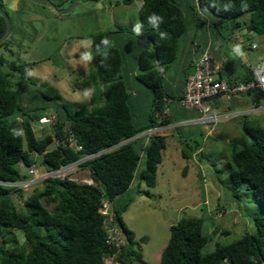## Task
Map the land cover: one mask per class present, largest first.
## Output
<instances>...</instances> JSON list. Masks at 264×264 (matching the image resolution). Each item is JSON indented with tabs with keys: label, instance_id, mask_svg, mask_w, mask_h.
Masks as SVG:
<instances>
[{
	"label": "trees",
	"instance_id": "16d2710c",
	"mask_svg": "<svg viewBox=\"0 0 264 264\" xmlns=\"http://www.w3.org/2000/svg\"><path fill=\"white\" fill-rule=\"evenodd\" d=\"M184 8L187 15L179 0H142L137 39L151 50L142 47L137 52L135 45L128 46L137 52V71L133 70L136 74L128 68L130 49L123 51L113 44L117 31L93 38L91 49L98 52L99 65L98 73H91L83 82V89L90 92L89 105L64 102L50 84H41L39 93L29 92L27 87L37 86L28 76L36 63L16 64L0 54V180L27 179L32 166L49 173L83 159L80 169L88 171L94 180L87 184L69 178L45 179L28 196L23 190L0 186V264H104L106 259H112L114 264H149L141 254L135 233L123 219L134 200L118 199L129 191L136 177L146 188L156 186L168 141L162 134L148 135L149 131L165 125L185 138L177 125L179 120L170 119L169 103L189 109L180 104L183 93L170 92L173 86L165 75L179 60L190 20L193 24L198 22L199 28L210 24L225 41L240 25L264 36V0H197ZM203 12L218 22L204 18ZM153 14L162 18L156 27L148 22ZM244 17L247 20L242 23ZM222 29L231 32L223 35ZM5 30L6 22L0 16V37ZM161 33L165 34L163 38ZM104 38L109 40L108 45L101 43ZM246 79H250V74ZM98 80L104 82L105 88ZM132 82L150 94V113L140 112L142 102ZM186 85L187 81L185 89ZM251 94L264 97L259 92ZM39 95L43 100L36 105ZM219 97L208 99L209 104L212 106ZM51 109L55 116L49 125L50 133L38 138L35 122ZM189 112L194 115L180 121L189 119L192 125H210L191 123L201 114L196 110ZM242 123L243 133L228 143V188L237 199L252 192L264 212V129ZM20 131L22 135H17ZM52 143L57 148L49 152ZM185 146L191 152L190 155L183 150L187 159L195 153L201 162L210 159L199 145L193 149L187 143ZM106 195L109 201L105 200ZM19 198L23 200L21 204L16 202ZM45 200L54 206L53 210L48 209ZM106 204L111 207L109 215L103 213ZM254 220L255 233L204 254L210 241L204 234L205 220L183 217L171 227L160 264H264V219ZM17 234H21V242ZM140 242L145 243L146 239Z\"/></svg>",
	"mask_w": 264,
	"mask_h": 264
},
{
	"label": "rangeland",
	"instance_id": "374dc122",
	"mask_svg": "<svg viewBox=\"0 0 264 264\" xmlns=\"http://www.w3.org/2000/svg\"><path fill=\"white\" fill-rule=\"evenodd\" d=\"M48 1L55 6V10L37 5L30 0H0V7L7 13L11 24V35L0 46V54L16 64L36 63L28 76L37 86L27 87L29 92L39 93L38 91H42L41 84H50L60 92L64 102L89 105L90 92L83 89V82L91 73H98L99 65L98 52L91 49L93 38L97 34L117 31L113 44L120 50L125 51V42L129 47L139 44L133 28L140 20L139 9L142 0H81L68 14L58 12L69 9L73 0ZM192 1L197 0H179L185 15L187 12L184 5ZM207 15L218 22L214 16ZM246 20L244 17L240 21L243 23ZM196 26L198 22L189 26V32L183 38L182 44L194 41ZM202 32L200 29L198 34L201 35ZM228 32L230 31L222 29L223 35ZM230 38L231 35L228 39ZM121 39L124 45L121 44ZM251 41L259 46L258 50L243 49L244 44L238 39L234 40L231 47L233 50L236 45L240 46L242 55H238L243 57L242 61L247 66L259 60V54L264 51V43L260 36L256 35ZM87 42L90 43L85 47ZM86 52L91 53V61L82 59V54ZM130 54L132 57L128 58V67L133 63L137 64V52H134V55L132 50ZM99 82L102 88H105L104 82ZM86 92L88 95H85ZM136 93L142 102L140 112L150 113V94L148 93L149 96L146 97L145 93L137 91ZM39 96L41 99H36V105L43 100L41 95ZM253 97L264 107V97L259 94ZM250 108L254 107L251 105ZM44 115L42 119H47L49 123L44 124L47 121L42 122L41 119L39 125H35V135L38 138L50 133L49 125L54 122L55 111L48 110ZM243 120L249 128L258 126L264 129L263 113L260 116L250 114L229 119L216 127H212L211 124L200 126L189 124L187 121L179 122L177 125L185 138H180L171 127H162L158 131L167 136L168 147L158 168L156 186L146 188L136 177L129 191L118 199V202L125 199L134 200L124 213L123 219L128 228L135 233V238L140 243L141 254L149 264L161 263V254L168 244L171 227L183 217L205 220L204 234L210 241L203 249L204 254L214 252L218 245L232 244L257 231L254 217L264 219L263 209L255 201L252 192H247L241 199H237L228 188L229 141L220 138L221 134L228 132V128L235 126L234 123ZM184 141L191 149L194 145H199L210 159L201 162L196 155L188 159L184 157L183 150L191 153ZM143 160L144 156L140 160V166ZM72 178L81 182L89 180L91 176L88 171H82ZM42 184L26 191V196L32 194ZM138 190L141 193L137 192ZM16 202L21 204L23 200L19 198ZM45 203L49 210H53L52 204L46 200ZM107 209L108 204L104 205L103 211L106 213ZM117 234L122 236V233ZM17 235L21 242V234ZM143 238L146 239L145 243L140 242ZM106 264L112 263L106 261Z\"/></svg>",
	"mask_w": 264,
	"mask_h": 264
},
{
	"label": "crops",
	"instance_id": "0c3cea01",
	"mask_svg": "<svg viewBox=\"0 0 264 264\" xmlns=\"http://www.w3.org/2000/svg\"><path fill=\"white\" fill-rule=\"evenodd\" d=\"M203 15L204 18L206 17L210 19V17H208V15L205 12H203ZM192 22L193 21L191 19L190 25H194ZM195 28L196 29L194 33V37H195L194 41L191 42L188 41L181 45L180 57L178 62L175 64L173 68H171L169 73L165 75L167 82L173 86L172 90L170 91L171 93L173 91L177 95H181L184 92L185 82L187 81L188 76H191V74L193 73L195 63L199 58L201 51L205 48L210 49L214 62V67L217 69L216 72L218 77L230 83L240 82L242 80H245L247 76L249 77L250 68L254 64H256L259 60L264 59V51H263L262 54H259L260 57L259 60H257L253 64H250V66H247L242 61L243 57L239 56L238 53L232 50L231 47H233L232 45L235 39H238L240 43H243L244 44L243 49L246 50L251 51L253 49L252 47L253 45L257 46V44L253 43L251 40H253L255 36L258 34L247 30V28H245L244 26L240 25V27L233 28L232 32L230 31L231 38L228 39L227 41H225L222 38V35L215 34L214 31L211 29L210 24L208 25V27L205 28L202 27L199 28L198 26H196ZM200 29L203 30L201 35L198 34V31ZM258 36H260L261 41H263L264 43V36L262 35H258ZM197 38H200V40H196ZM139 40L141 41V39L138 38V41ZM121 41H122L121 44H123L122 39ZM140 41L139 44L135 45L137 52L142 47L148 48L150 50V48L145 45V42L144 44H141ZM124 44L123 45L126 47L125 49L128 51L129 47L126 45V42ZM258 48L259 46H257V48L255 49L258 50ZM128 52H132L131 49ZM135 67L136 65L134 63L132 64V66L128 67L131 69L132 74H136L135 71H137V68ZM187 74L188 76H184ZM181 82H183V84H181ZM177 83L179 84L177 85ZM132 85L135 91L144 93V88L141 85L135 82H132ZM254 95L255 94L242 95V96L235 95L231 97L221 96L214 102V104H212V108L217 112H229V111L242 112V111H248L251 105L253 107L254 105H259L260 108L257 111H255V113L252 115L260 116L261 114L264 113V107L261 106V102L258 99L253 97ZM148 96L149 95L146 94V97ZM169 104L171 110V114H170L171 120H179L178 122H183L180 120L184 118H189L191 115H194V113L189 112V110H186L185 108L181 107L176 102L172 101ZM188 120L189 119H187V122ZM244 121L245 120L240 121L238 123H234L233 125L235 126L228 128L227 129L228 132L221 134L220 138H224V141H229L233 137L235 138L239 137L242 134V130L244 126L242 122ZM209 134L210 131L206 135L207 138ZM201 151H204V149L201 148ZM193 155L197 156L196 153Z\"/></svg>",
	"mask_w": 264,
	"mask_h": 264
},
{
	"label": "built area",
	"instance_id": "2783aa9c",
	"mask_svg": "<svg viewBox=\"0 0 264 264\" xmlns=\"http://www.w3.org/2000/svg\"><path fill=\"white\" fill-rule=\"evenodd\" d=\"M216 70L209 48L204 49L196 61L193 75L188 77L186 89L180 101L182 106H185L189 110H196L201 114L199 118L195 121H191V123L212 124L213 127H216L229 119H237L252 113V111L216 112L212 109L208 99L217 96H242L253 92L264 94V60H260L251 67L250 79H245L240 82L230 83L226 80H220L217 77ZM161 128L162 127L154 128L148 134H157ZM77 149L80 150L81 148L77 147ZM84 160L85 159L74 164L62 166L60 169L49 173H41L36 166H32L28 169L27 179L23 178L13 182H2L0 180V186L15 190L29 191L31 188L42 184L45 179L69 178L73 181H78L73 179L72 176H75L81 171L80 163ZM93 181L91 177L89 180L81 182L93 184ZM103 213L105 215L108 214V212L105 213L104 211ZM111 231L116 232L115 229H111Z\"/></svg>",
	"mask_w": 264,
	"mask_h": 264
},
{
	"label": "clouds",
	"instance_id": "9594fccd",
	"mask_svg": "<svg viewBox=\"0 0 264 264\" xmlns=\"http://www.w3.org/2000/svg\"><path fill=\"white\" fill-rule=\"evenodd\" d=\"M243 7H247V5H243ZM158 21H162V18L160 17V16H158V15H156V14H153V15H151V16H149V18H148V22L153 26V27H156L157 26V22ZM140 28H141V24L140 23H137L135 26H134V28H133V31L137 34V35H139L140 34ZM165 34L164 33H161V38H163V36H164ZM88 43H90V42H87V43H85V47H87L88 46ZM101 43L102 44H104V45H108L109 44V40L107 39V38H104L102 41H101ZM253 47V49H255V48H257V46L256 45H253L252 46ZM206 49V48H205ZM204 50V49H203ZM202 50V51H203ZM210 50V49H209ZM236 53H238V54H240V55H242V53H241V49H240V46L239 45H236L235 47H234V49H233ZM201 51V52H202ZM211 56H212V54H211ZM82 59L84 60V61H91V59H92V56H91V53L90 52H86V53H84V54H82ZM212 60H213V58H212ZM262 60H264V59H262ZM261 60V61H262ZM260 61V60H259ZM258 61V62H259ZM257 62V63H258ZM214 63V62H213ZM250 70H251V68H250ZM249 74H250V71H249ZM218 79H220L219 77H218ZM85 95H88V93L86 92L85 93ZM249 95V94H248ZM260 108V106L259 105H254V108H250V109H248V111H252V113L251 114H254L255 113V111H257L258 109ZM255 109H257V110H255ZM255 110V111H254ZM217 112V111H216ZM220 113H222V112H220ZM248 115H250V114H248ZM225 122V121H224ZM187 123H189L190 124V122L188 121ZM159 127H170V126H159ZM157 128V127H156ZM154 129V128H153ZM150 132V131H149ZM148 132V133H149ZM17 135H22V132L20 131V132H18V133H16ZM157 134H161V133H157ZM149 135V134H148ZM21 167H22V165H21ZM81 170V169H80ZM83 170H81L80 172H82ZM24 191V190H23ZM24 192H26V191H24ZM107 212H108V214L107 215H109V211H108V209H107ZM106 261H111V263L112 264H114V262H113V260L112 259H106L105 260V262H104V264H106Z\"/></svg>",
	"mask_w": 264,
	"mask_h": 264
},
{
	"label": "water",
	"instance_id": "95a60500",
	"mask_svg": "<svg viewBox=\"0 0 264 264\" xmlns=\"http://www.w3.org/2000/svg\"><path fill=\"white\" fill-rule=\"evenodd\" d=\"M31 2L37 4V5H41V6H48V7H51L52 9L55 10V6L49 2L48 0H30ZM81 0H73L72 1V4L70 6L69 9L67 10H64V11H59L58 14H68L70 12H72L74 10V8L76 7V5L80 2ZM0 16L2 18H4L5 22H6V30L4 32V34L0 37V44H2L5 40L9 39L10 35H11V24H10V21L8 19V15L7 13L0 7ZM47 121L46 123L44 124H48V120L47 119H42V122L44 121ZM35 125H39L38 122H35ZM55 148H57V144L55 143H52L50 145V147H48L47 151L51 152L53 151ZM101 190L103 192H105V189L102 187ZM105 200L109 201L110 200V197L109 196H105ZM111 210V207H108V211L110 212Z\"/></svg>",
	"mask_w": 264,
	"mask_h": 264
}]
</instances>
